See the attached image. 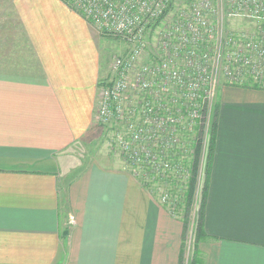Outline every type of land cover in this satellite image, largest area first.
<instances>
[{"label": "crops", "instance_id": "obj_1", "mask_svg": "<svg viewBox=\"0 0 264 264\" xmlns=\"http://www.w3.org/2000/svg\"><path fill=\"white\" fill-rule=\"evenodd\" d=\"M14 2L37 66L0 68V264H190L155 187L70 151L96 121L98 29L63 0ZM216 104L202 264H264V88L224 82Z\"/></svg>", "mask_w": 264, "mask_h": 264}, {"label": "built area", "instance_id": "obj_2", "mask_svg": "<svg viewBox=\"0 0 264 264\" xmlns=\"http://www.w3.org/2000/svg\"><path fill=\"white\" fill-rule=\"evenodd\" d=\"M64 1L101 36L119 38L131 47L128 55L114 57L115 72L112 79L102 81L97 105L103 121L116 109V119L126 117L127 157L123 158L133 167L132 173L142 175L144 183H152L150 173L165 175L178 168L186 173V168L172 161L182 134L203 119L204 103L208 131L210 112L212 118L214 111L216 90L212 87L209 46L216 26L209 25L208 19L218 13L215 1L189 0L187 7H181L159 34L161 54L144 64L139 63V56L148 36L156 21L168 15L173 0ZM227 4L236 15L254 17L259 24L257 33L251 34L250 40H242L240 46L227 41L234 43L235 50L223 58V83L241 84L250 77L264 88V0H227ZM219 51L216 56L221 55ZM170 196L164 193L160 201L173 211L178 197L171 201Z\"/></svg>", "mask_w": 264, "mask_h": 264}, {"label": "rangeland", "instance_id": "obj_3", "mask_svg": "<svg viewBox=\"0 0 264 264\" xmlns=\"http://www.w3.org/2000/svg\"><path fill=\"white\" fill-rule=\"evenodd\" d=\"M64 1V0H63ZM215 5L218 8V13L210 16L208 24H214L216 31L213 34V38L210 42V73L212 78V87L216 90L214 103L217 101L218 90L220 85L224 81L223 74V58L228 56L227 52L235 50V45L240 46L242 40H250L251 34L257 33L259 21L256 18H251L242 14L236 15L232 8L227 4V0H214ZM65 2V1H64ZM189 0H173L172 5L168 11V15H165L160 23L152 30L148 36V42L142 55L139 56V63H152L154 58L161 54V50L158 47L159 34L165 26H167L168 20L175 17V13L179 11L181 7H187ZM66 3V2H65ZM14 0H0V68L6 66H17L22 69L24 66H34L35 61L29 57L32 55V51L28 47L26 41V35L23 31V27L20 23L18 13L15 8ZM70 7V6H69ZM71 8V7H70ZM72 9V8H71ZM73 10V9H72ZM240 36V37H238ZM231 37V38H230ZM227 41H233L234 43L226 44ZM220 50V51H219ZM131 51V47L126 45L122 40L115 37L102 36V53H103V67L102 76L103 81L108 77L112 79L114 68V57L116 55H128ZM221 52V55L216 54ZM251 57L253 54L250 53ZM255 57V56H254ZM253 57V58H254ZM27 58V61H25ZM31 63V64H30ZM170 66V64H167ZM37 65L34 67L36 68ZM171 67V66H170ZM111 77V78H110ZM255 82H257L254 79ZM246 80L243 79V83ZM242 83V84H243ZM119 110H115L114 114ZM114 114L106 121L101 120L98 114V105L95 113V123L84 135V137L75 146L70 148V151L77 156L84 166L92 162L94 159L99 160L102 163L108 164L109 162L121 163L123 162L127 168H133L127 164L123 156L126 155L124 142L128 139L127 126L125 118L116 119ZM214 112H210V124L213 120ZM140 117L135 119L139 122ZM130 131V130H129ZM210 132V128L208 129ZM208 141V140H207ZM209 142L206 143L205 151H203L204 162L201 165V174L204 177V168L206 162V155L208 151ZM206 152V153H205ZM129 156V155H128ZM127 157V156H125ZM130 158V157H129ZM175 161H179L177 154L175 155ZM79 172V168L77 169ZM141 172V170H139ZM162 172V171H161ZM160 173V172H159ZM159 173L154 174L151 178L153 187L157 189V195L160 198L164 193H169L171 201L179 196V188L175 183L176 177H180L174 170L168 171L165 175ZM74 175V173H72ZM72 175L70 177H72ZM141 183L145 184L142 180V175H135ZM165 179L168 181L166 182ZM178 201L176 202V206ZM197 211L196 202L192 207L191 217L189 220L187 238L185 243V259L191 255L193 249L194 227H195V214Z\"/></svg>", "mask_w": 264, "mask_h": 264}, {"label": "trees", "instance_id": "obj_4", "mask_svg": "<svg viewBox=\"0 0 264 264\" xmlns=\"http://www.w3.org/2000/svg\"><path fill=\"white\" fill-rule=\"evenodd\" d=\"M162 18L156 21L154 28L160 23ZM229 83V82H227ZM232 85H242L248 87H255L261 88V84L255 82L253 78L248 77L245 83H230ZM217 107L216 102L213 104L214 115L213 120H211V127L210 132L205 130V117L207 114V105L204 103L203 110L201 111L203 115V119L200 120L199 123L192 125L189 130H185L182 134L180 147L171 152H176L178 158L180 160L177 163L179 166L186 168V173H183L181 169L175 170L180 177H176L175 183L179 188V196H178V204L175 206L174 210L171 213L180 218L184 223V242L182 247V255L180 257L181 263H183L184 259V250H185V243L187 238V230L190 220V213L192 212V207L196 202L197 211L195 214V227H194V249L192 253V258L190 264H202L203 257L200 249L198 248L199 243L205 239L207 233L204 229V210H205V202L207 197L208 191V179H209V163L212 158L213 152V142L212 139L211 143H209L210 147L208 149V162L205 163L206 167L204 168V177L201 174V165L204 162L203 151L206 148V140L208 138H212L216 131V114L215 109ZM212 119V118H211ZM207 137V139H205ZM206 153V152H205ZM206 155V154H205ZM181 172V173H178ZM149 177V174H147ZM150 176L153 178L154 174L150 173ZM167 182L168 180L165 179ZM149 186L153 187L150 182H145ZM177 202V201H176Z\"/></svg>", "mask_w": 264, "mask_h": 264}]
</instances>
